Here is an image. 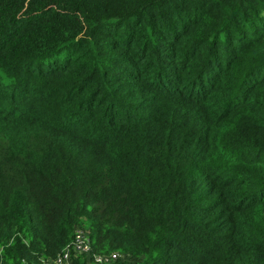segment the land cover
Segmentation results:
<instances>
[{
	"label": "trees",
	"instance_id": "obj_1",
	"mask_svg": "<svg viewBox=\"0 0 264 264\" xmlns=\"http://www.w3.org/2000/svg\"><path fill=\"white\" fill-rule=\"evenodd\" d=\"M68 250L264 264V0H0V264Z\"/></svg>",
	"mask_w": 264,
	"mask_h": 264
},
{
	"label": "built area",
	"instance_id": "obj_2",
	"mask_svg": "<svg viewBox=\"0 0 264 264\" xmlns=\"http://www.w3.org/2000/svg\"><path fill=\"white\" fill-rule=\"evenodd\" d=\"M84 234L85 232L80 231L77 235V240L74 243L75 250L82 251V252H89L90 248L87 244L85 234L81 236V234ZM113 258H116L117 255H113ZM103 258H98V261H102ZM110 261L109 259H107ZM48 264H71L70 263V251L68 250L64 255L60 256L55 262L48 263Z\"/></svg>",
	"mask_w": 264,
	"mask_h": 264
},
{
	"label": "rangeland",
	"instance_id": "obj_3",
	"mask_svg": "<svg viewBox=\"0 0 264 264\" xmlns=\"http://www.w3.org/2000/svg\"><path fill=\"white\" fill-rule=\"evenodd\" d=\"M84 234H85V236H86V233H84ZM84 234L82 233L81 236L84 235Z\"/></svg>",
	"mask_w": 264,
	"mask_h": 264
}]
</instances>
